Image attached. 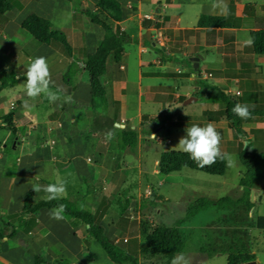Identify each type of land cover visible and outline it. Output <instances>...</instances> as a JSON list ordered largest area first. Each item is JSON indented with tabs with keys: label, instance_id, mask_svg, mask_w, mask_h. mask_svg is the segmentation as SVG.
I'll return each mask as SVG.
<instances>
[{
	"label": "crops",
	"instance_id": "0c3cea01",
	"mask_svg": "<svg viewBox=\"0 0 264 264\" xmlns=\"http://www.w3.org/2000/svg\"><path fill=\"white\" fill-rule=\"evenodd\" d=\"M8 1L16 10L0 15V68L14 73L18 83L0 87V116L14 114L19 136L13 141L10 132L0 134V218L21 221L22 229L14 239H0V264H36V259L40 264H115L90 236L88 225L64 214L63 219H53L49 208L29 218L22 216L28 194L35 204L46 200V193L35 192L34 186L43 188L61 178L69 181L62 199L91 208L108 239L138 258L139 264H155L158 259L172 264L163 257H141L145 237L155 228L149 226L150 211L142 212L147 198L143 178L148 181L146 190L152 192L150 207L158 206L162 200L151 190L148 176L160 174V156L166 152L146 146L143 133H148L147 138L155 134L157 141L162 126L176 125L185 132L192 124L213 122L222 134L223 152L235 143L240 155L249 140L256 152H264V117L241 119L239 135L226 118L227 103L218 96L221 91L251 111L264 112V55L255 53L253 43H245L252 40V32L264 30V0H116L122 10L120 21L99 8L100 0ZM87 12L97 13L123 34L121 59L111 55L100 75L106 98H93L85 69L87 58L105 37L104 28L93 23ZM32 14L51 22L74 49V58L59 47L34 41L22 28ZM228 15L233 24L229 28L198 25L202 16ZM159 35L166 39L165 46L157 43ZM39 56L50 65L52 91L60 90L61 99L55 102L43 94L34 99L26 95L25 73L30 60ZM65 95L72 96L71 103L63 101ZM151 112L159 115H148ZM124 131L136 134L135 146L125 143ZM9 146L12 150L6 152ZM252 191L254 200L261 198L264 184H256ZM241 205L237 214L231 212L237 209L220 206L205 210L213 213L216 225L204 220L198 235L202 245L210 242L214 252L195 264L247 254L255 256V264H264L260 259L264 218L252 222L251 232L237 226L236 233L224 237L219 230V220L225 217H254L255 206ZM4 229L0 220V231ZM190 234L183 233L182 256Z\"/></svg>",
	"mask_w": 264,
	"mask_h": 264
},
{
	"label": "trees",
	"instance_id": "16d2710c",
	"mask_svg": "<svg viewBox=\"0 0 264 264\" xmlns=\"http://www.w3.org/2000/svg\"><path fill=\"white\" fill-rule=\"evenodd\" d=\"M98 6L102 10L108 11L112 19L120 21L122 19L121 5L116 0H100ZM21 8V5H18ZM16 10L14 4L8 0H0V15L13 12ZM92 22L100 25L105 30V37L100 43L97 52L89 56L86 61L85 69L90 74L91 91L93 98H106V92L100 75L106 71L107 61L111 55H114L116 60L121 59L122 54V39L123 34L120 31H114L113 28L103 20L98 14L87 12ZM199 27H212V28H229L233 24L230 15L225 17L215 16H202L198 23ZM22 28L27 31L39 44H46L49 46L59 47L70 58H74V49L70 46L66 38H64L58 31L54 30L50 21L36 15H30L22 24ZM253 41V49L257 54L264 55V30L251 33ZM75 63V59H74ZM74 65L71 66L73 69ZM18 83V79L14 73L8 72L4 68H0V87L4 89L8 86H14ZM219 98L227 103L226 118L232 123L233 127L239 135L243 133L241 127V118L232 112L237 101L231 99L221 91H218ZM251 111V110H250ZM259 115L264 117V112L251 111V116ZM2 125L0 131H8L13 137V141H17L19 133L14 128V114H3L0 116ZM123 137L127 145H136V134L133 132H123ZM10 152L12 147L4 149ZM240 162L245 168L244 176L241 180V186L244 188L248 200L241 199L234 201L230 198H224L219 201H212L208 198H200L195 202L192 209L189 211L188 217L192 218L197 216L200 212L210 209L213 206H220L226 208H239L242 202L248 204V208L252 209L255 204L250 202L251 190L256 186L259 181L264 180V152L258 153L255 151L254 146L249 140L248 144L240 152ZM184 169L196 171L212 176H224L227 170L226 160H217L211 167L200 168L193 162L187 153L181 151H166L163 152L159 160V172L161 175L167 176L172 173L180 172ZM66 205V212L64 215L68 219H74L88 225L89 234L106 252L109 259L115 264H139V259L126 253L120 246L111 242L107 235L106 229L97 222L96 216L92 213L91 208L84 205H79L77 202H72L69 199L58 200H42L38 203H33L31 194H28L24 201L22 216L27 218L35 216L41 209L49 208L54 209L57 205ZM127 208L123 209V212ZM4 225V231H0V239H14L19 231L22 229L20 223L11 222L8 218H0ZM12 228L9 235L5 230ZM184 246V236L180 229V224L174 226L161 225L155 227L145 237L144 244L141 246V257H163L172 262L175 257L182 253ZM255 261L253 255H231L228 258L229 264L251 263ZM36 264H40L39 259H36ZM68 264V263H61Z\"/></svg>",
	"mask_w": 264,
	"mask_h": 264
},
{
	"label": "rangeland",
	"instance_id": "374dc122",
	"mask_svg": "<svg viewBox=\"0 0 264 264\" xmlns=\"http://www.w3.org/2000/svg\"><path fill=\"white\" fill-rule=\"evenodd\" d=\"M148 115L154 116L159 115V113L151 112ZM2 132L4 131H0V134ZM184 133L185 132L182 131V129H179L176 125H169L168 127L162 126L157 134L159 137L157 141L152 140L149 137L147 138L146 135H148V133H143V143L146 146H156L161 150L179 151L175 146L178 144L179 139L184 136ZM5 135L7 136L8 134ZM8 136L10 139L13 138H11V134ZM168 140L171 141L170 144L167 143ZM257 148L259 151L262 150V146L260 145H257ZM239 151L240 150H238L237 146L235 147V143H232L229 146L228 153L232 156L233 163L229 166L227 162L226 174L223 177L211 176L188 169L167 176L150 174L148 178L151 190H153L154 193L158 195V198L162 200V203H158V206L155 205L153 208L150 207L152 192L146 190V184L148 181L143 178V186L145 183L143 193L147 198L144 197L145 208H143L142 212L145 211L144 215H146L148 214V211H150L148 215L151 217L150 220H152V222H149V224H151L149 226L152 227L153 225L154 227H157L161 225L172 226L180 224L183 233L187 235V237L189 233H191L186 243V252L183 254V263L186 261L187 264H195L199 259H202L205 256H212L214 252V248H211V245H208L210 242L206 246L202 245L198 235V230L204 228V220H207L210 225H216L212 215L213 213L207 214L204 211L200 212L195 217H188L189 211L197 200L208 197L213 199L230 198L233 200L243 197L244 200H248L247 195H245L246 192L241 186V180L244 176L245 168L240 162ZM261 183L264 184V180L259 181L257 184L260 185ZM254 195L255 192L252 191L249 197L250 201L254 202L255 209L257 208L253 218L246 219L240 214L237 218L229 216L219 220L218 227L219 230L223 232L224 237H230L233 233H236L237 226L251 232L252 222L258 223L260 219L264 218V191H262L261 198L256 197L254 200ZM235 209L237 210H231V212L237 214L242 211L240 207ZM133 216L137 217L138 214H134ZM144 220L149 219L145 218ZM256 227L260 228V226ZM257 235V232H253V237H257ZM211 236L215 238L214 233H212ZM201 246L204 247L202 250L200 249L202 248ZM260 259L264 263V253L260 254ZM162 261H164V259H158V262L155 264H162ZM211 263L228 264V259L226 258V255L217 259L212 257Z\"/></svg>",
	"mask_w": 264,
	"mask_h": 264
},
{
	"label": "clouds",
	"instance_id": "9594fccd",
	"mask_svg": "<svg viewBox=\"0 0 264 264\" xmlns=\"http://www.w3.org/2000/svg\"><path fill=\"white\" fill-rule=\"evenodd\" d=\"M223 8L226 9L227 5L224 4ZM251 45L253 41L249 38L246 42ZM26 82L24 89L29 98H37L41 94L45 95L50 101L55 102L61 99L60 90L52 91L50 85L51 71L48 60L45 56H39L31 59L27 71L25 73ZM65 103L72 102L71 95L63 96ZM232 112L241 119H249L251 111L247 104L235 103ZM186 135L179 139L178 144L175 146L179 150L187 153L190 159L195 162L200 168L211 167L217 160H227L229 166L233 163L232 156L221 150L222 134L217 129L215 123L208 122L205 125L192 124L185 129ZM107 136L111 138L113 133L110 131ZM68 179L61 178L54 183L41 188L39 185L34 186L35 192L43 190L46 193L45 199L48 201L58 200L66 197L68 188ZM66 212V205L59 204L54 209L50 210L49 215L53 219H63V214ZM183 260V256L178 255L172 261V264H179ZM184 264H187L185 261Z\"/></svg>",
	"mask_w": 264,
	"mask_h": 264
},
{
	"label": "built area",
	"instance_id": "2783aa9c",
	"mask_svg": "<svg viewBox=\"0 0 264 264\" xmlns=\"http://www.w3.org/2000/svg\"><path fill=\"white\" fill-rule=\"evenodd\" d=\"M165 42H166V39L163 38L162 35H159V38H158L157 43L160 44L161 46H165ZM238 94H240V93H238ZM123 124H124V122H123ZM150 139L156 140L157 139V136L155 134H153L152 137H150Z\"/></svg>",
	"mask_w": 264,
	"mask_h": 264
},
{
	"label": "water",
	"instance_id": "95a60500",
	"mask_svg": "<svg viewBox=\"0 0 264 264\" xmlns=\"http://www.w3.org/2000/svg\"><path fill=\"white\" fill-rule=\"evenodd\" d=\"M194 60H195V62H198V58H195ZM248 264H255V263L251 262V263H248Z\"/></svg>",
	"mask_w": 264,
	"mask_h": 264
}]
</instances>
